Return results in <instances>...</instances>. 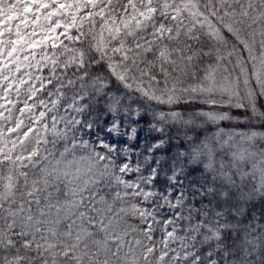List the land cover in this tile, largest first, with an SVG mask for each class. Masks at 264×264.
I'll return each mask as SVG.
<instances>
[{
  "label": "snow or ice",
  "instance_id": "obj_1",
  "mask_svg": "<svg viewBox=\"0 0 264 264\" xmlns=\"http://www.w3.org/2000/svg\"><path fill=\"white\" fill-rule=\"evenodd\" d=\"M50 5L45 66L0 44V264H264V0Z\"/></svg>",
  "mask_w": 264,
  "mask_h": 264
},
{
  "label": "rangeland",
  "instance_id": "obj_2",
  "mask_svg": "<svg viewBox=\"0 0 264 264\" xmlns=\"http://www.w3.org/2000/svg\"><path fill=\"white\" fill-rule=\"evenodd\" d=\"M119 3L123 4L124 0H119ZM196 3L201 5L200 12L201 14L207 16H216L219 13V6L214 5V2H206V0H196ZM29 7H25L23 4L18 3L17 0H5L4 6L0 8V36L3 37L4 46H3V55L12 61L11 64L7 65L4 68L6 74L12 75L16 78V69L20 65H35L34 55L31 53L35 46L36 42H39V45H44L47 43V40L44 37L47 35L45 32L38 31V29L43 26L45 27V7L42 5V2H33L29 0ZM10 5H12L10 7ZM217 8V12L213 11V7ZM204 9H207V13H204ZM52 10L49 11L51 13ZM216 12V13H215ZM55 17V16H54ZM39 20V24L34 23V21ZM209 24L214 22L211 19L207 21ZM17 29L21 30L23 33H32L37 32V35H30L27 39L19 40L16 39ZM259 31V30H257ZM240 40L246 42V46L251 49V54L255 57L257 62V68L260 67L261 63H264V45L260 44L261 37L259 34L256 36H245L242 31H238ZM86 39L88 38L87 32H85ZM56 38H61L57 36ZM225 45H230V49H235V56L239 59L241 50L238 44L234 41H230L226 37H222ZM67 38H63L66 40ZM234 43V44H233ZM71 55V54H69ZM246 59V58H245ZM243 61L241 60V63ZM30 69H25V71ZM10 98L14 100L15 94L10 93ZM5 108L8 109L4 116L2 117L5 124L11 125L12 122L18 117L15 105H5ZM13 139H15L13 137Z\"/></svg>",
  "mask_w": 264,
  "mask_h": 264
},
{
  "label": "trees",
  "instance_id": "obj_3",
  "mask_svg": "<svg viewBox=\"0 0 264 264\" xmlns=\"http://www.w3.org/2000/svg\"><path fill=\"white\" fill-rule=\"evenodd\" d=\"M45 3H50V0H43ZM210 1H212V2H214V0H206V2H210ZM55 7V5H50L49 7H47V9H50V8H54ZM219 10V9H218ZM217 12V11H216ZM215 12V13H216ZM47 13H48V11H47ZM49 14H46V16L45 17H47ZM218 15H221V13H217V15L216 16H218ZM60 19V17L59 16H53L52 17V21L53 22H55V21H57V20H59ZM45 27H48L49 26V22L45 19ZM239 31V29H237V32ZM226 37V36H225ZM228 40H229V42L232 40L230 37H226ZM238 38H240V36H239V32H238ZM85 39H86V37H85ZM241 39V38H240ZM222 40H223V38H222ZM61 41V38H56V42H60ZM233 41V40H232ZM234 43L236 44V42L234 41ZM233 43V44H234ZM65 47H77L76 45H73V44H70L69 42H68V40L66 39V40H63V47H60V48H58V49H56L55 50V54H56V57H57V59H59L60 57H62V56H64V48ZM222 48H223V51H224V53L226 54L229 50H231L230 49V45L228 44V45H225V42L223 41V44H222ZM33 55H34V58H35V60H36V62H40V66H45L44 65V62H43V56L45 55V54H48V55H51L52 54V49H51V45L49 44V42L47 43V45H43V46H39V47H37V46H35L34 48H33V50H32V52H31ZM35 60H34V63H35ZM61 62H63V61H61ZM36 64V63H35Z\"/></svg>",
  "mask_w": 264,
  "mask_h": 264
}]
</instances>
